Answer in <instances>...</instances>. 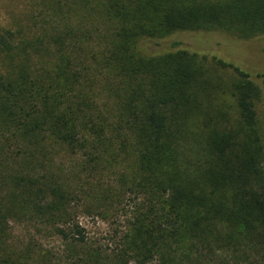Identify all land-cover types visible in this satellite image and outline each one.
<instances>
[{"label": "trees", "instance_id": "trees-1", "mask_svg": "<svg viewBox=\"0 0 264 264\" xmlns=\"http://www.w3.org/2000/svg\"><path fill=\"white\" fill-rule=\"evenodd\" d=\"M36 1L0 27V264H264L262 91L166 41L264 36V0Z\"/></svg>", "mask_w": 264, "mask_h": 264}, {"label": "rangeland", "instance_id": "rangeland-1", "mask_svg": "<svg viewBox=\"0 0 264 264\" xmlns=\"http://www.w3.org/2000/svg\"><path fill=\"white\" fill-rule=\"evenodd\" d=\"M28 0H0V27H14L13 22L20 14ZM36 0H29V12L34 6ZM38 9V10H37ZM39 8L34 6L31 15L38 13ZM17 19V18H16ZM32 18L30 17L29 20ZM28 22H25V25ZM31 22L29 21V24ZM219 32H192L189 34L176 35L167 39L168 43L179 40L183 49H190V52L206 54L218 57L226 62L232 63L251 75L253 81L260 87L262 94L256 102L255 108L257 118L264 141V36L250 40L240 41L231 36H224ZM166 47V46H165ZM226 82H229L227 71L219 72ZM262 77H259V76ZM228 102H231L226 97ZM91 237L104 240L107 238L108 226L100 220L86 219L84 221ZM34 232L29 230V224L25 222L12 221L8 224L9 248L22 259L29 258V243ZM42 246L51 250L55 254L63 256V247L61 240L52 237H36ZM29 262V260H28ZM58 264H64L59 262Z\"/></svg>", "mask_w": 264, "mask_h": 264}]
</instances>
